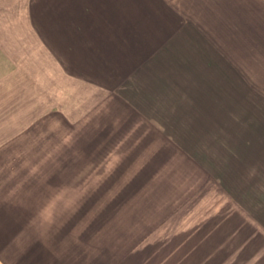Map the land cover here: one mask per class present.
Listing matches in <instances>:
<instances>
[{
  "label": "crops",
  "instance_id": "0c3cea01",
  "mask_svg": "<svg viewBox=\"0 0 264 264\" xmlns=\"http://www.w3.org/2000/svg\"><path fill=\"white\" fill-rule=\"evenodd\" d=\"M210 1L0 0V154H10L16 139L47 137L48 128L54 139L68 130L88 155L139 156L160 138L187 154L170 143L171 133L195 146L189 153L220 155L223 139L231 153L248 147L264 156V108L258 115L250 102L264 99V90L232 68L230 111L222 113L219 67L234 58L264 69V3L243 17L234 3L224 19L222 8L208 13ZM212 61L221 63L213 68ZM239 106L250 115L235 130ZM224 114L230 130L223 133ZM245 153L241 160L252 165ZM11 182L0 181V264H96L87 258L92 249L68 237V222H48L43 186L20 196Z\"/></svg>",
  "mask_w": 264,
  "mask_h": 264
},
{
  "label": "rangeland",
  "instance_id": "374dc122",
  "mask_svg": "<svg viewBox=\"0 0 264 264\" xmlns=\"http://www.w3.org/2000/svg\"><path fill=\"white\" fill-rule=\"evenodd\" d=\"M234 3L243 17V11L264 0H211L208 13L215 6L222 8L224 19L229 18ZM216 14L219 20L220 12ZM210 63L218 68L221 62ZM219 67L222 113L230 111L225 84L232 68L247 76L257 92L264 90L259 61L224 59ZM203 76L194 81L202 82ZM206 84L214 80L207 79ZM251 97L254 112L262 115L263 97ZM239 98L238 103L246 104L245 96ZM238 109L243 113L235 115V130L243 129L250 115L241 106ZM227 120L224 114L223 133L230 130ZM53 133L47 128V137L41 133L16 139L10 154H0V181L14 182L20 196L38 194V185L43 186L48 222H68V237L78 236L79 245L92 249L87 258L93 257L96 264H264V156L256 149L249 151L246 145L243 149L252 159L249 165L247 157L241 160L246 153L240 148L236 152L237 147L231 153L223 139L220 155L196 154L189 153L195 146H183L189 140L170 133V143L189 155L163 147L161 138L157 149L139 156L88 155L77 151L68 130L63 139L50 138ZM130 157L132 161L124 160ZM56 244L61 246L59 240Z\"/></svg>",
  "mask_w": 264,
  "mask_h": 264
}]
</instances>
